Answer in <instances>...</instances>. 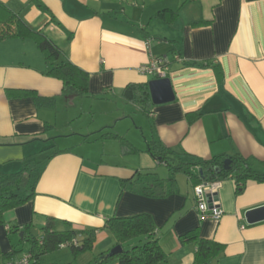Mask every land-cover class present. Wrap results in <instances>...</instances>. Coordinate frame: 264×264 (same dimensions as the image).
<instances>
[{
	"label": "crops",
	"instance_id": "1",
	"mask_svg": "<svg viewBox=\"0 0 264 264\" xmlns=\"http://www.w3.org/2000/svg\"><path fill=\"white\" fill-rule=\"evenodd\" d=\"M37 1L45 10L36 0L0 3L31 29L43 30L89 74L91 96L63 95L62 81L45 74V56L34 38L0 40V175L19 171L25 158L52 151L44 157L35 197L5 214L0 264L21 258L29 250L21 243L22 229L31 226L39 233L48 218L61 231L69 226L97 230L89 255L74 258L63 248V255H55L49 264H89L118 246L105 228L108 218L142 213L155 223L166 255L160 264H194L196 244H182L180 238L196 229L200 238L223 247L213 264H264V221L249 225L245 219L247 211L264 206V183L249 181L237 194L236 181L223 180L218 191L223 216L201 220L193 183L183 173L176 176L177 191L162 199L133 193L125 182L138 171L157 173L165 166L146 152L151 141L203 160L240 155L253 168L263 169L264 0ZM163 10L174 11L176 18L159 16ZM160 57L169 62L166 78L176 99L153 105L151 116H145L121 94L129 84L155 79L140 68ZM207 62L220 66L221 82L212 66H204ZM104 93L107 98L101 99ZM90 102L94 113L109 104L118 110L116 118L96 125L94 117L91 125L72 129ZM190 113L199 116L190 122ZM141 115L145 119H136ZM131 119L144 136L141 144H132L144 147L136 146L142 151L127 156L143 154L144 164L111 163L75 151L84 145H120L97 139L108 125L113 129ZM65 127L71 129L59 134ZM18 245L24 252L9 256Z\"/></svg>",
	"mask_w": 264,
	"mask_h": 264
},
{
	"label": "trees",
	"instance_id": "2",
	"mask_svg": "<svg viewBox=\"0 0 264 264\" xmlns=\"http://www.w3.org/2000/svg\"><path fill=\"white\" fill-rule=\"evenodd\" d=\"M36 3L41 10H45V6L39 1L36 0ZM158 14L167 20L176 18V13L172 10H163ZM10 37H32L36 40L45 56L47 65L45 74L62 81L64 96H91L88 86L89 74L72 63L65 51L43 30L31 29L19 15L0 3V40ZM204 66H212L218 80L222 81L224 76L219 65L207 62ZM100 98H107L106 94L104 93ZM121 98L135 105L141 114L151 116L154 106L148 84H129L123 90ZM198 116L197 113H190L187 117L192 122ZM97 140L119 141L125 156L142 151L125 137L114 133L112 126L104 128ZM146 143V152L159 164L168 168L169 177L162 178L155 171H138L132 180L125 181L132 185L130 191L133 193L155 199L167 198L177 191L178 173L186 175L194 187L204 182L234 180L237 184V194L245 190L249 181L264 183V164L262 170L255 169L248 159L240 155L230 158L218 156L203 160L185 151L167 148L160 141ZM32 159L25 158L19 171L0 175V226L6 224V212L24 205L35 197L36 184L43 166ZM227 159L231 160L228 170L224 169V162ZM105 228L114 235L122 251L113 256H109V252L101 253L89 264H160L165 261L166 255L156 237L157 229L150 214L110 217L105 223ZM21 233V243L29 245V250L24 254L31 257L30 264H39L45 256L63 249L62 245L70 249L72 256L77 258L81 253L91 251L97 240V230H76L69 226L68 229L61 231L57 229L56 221L52 218L47 219L46 225L39 230V233H33L31 226H26ZM180 242L196 244L194 264H213L223 250L219 243L200 238L198 229L182 235ZM18 247L19 245L14 247L9 256L24 252L23 248Z\"/></svg>",
	"mask_w": 264,
	"mask_h": 264
},
{
	"label": "rangeland",
	"instance_id": "3",
	"mask_svg": "<svg viewBox=\"0 0 264 264\" xmlns=\"http://www.w3.org/2000/svg\"><path fill=\"white\" fill-rule=\"evenodd\" d=\"M93 103H99V102H93ZM103 103V102H101ZM98 105V104H97ZM101 105H108V106H103L100 107V109H98L99 111H96V113H94L95 109H92L91 107V102L89 104H86L84 107V113L81 114V111L78 114H81L80 117L74 121L75 125L73 124V127H71L72 129H75L81 125H85V126H89L92 124V121L95 117L96 120V125H98L99 123H105V122H109L113 119L116 118V113L117 111L112 108V106H110L109 104H101ZM129 110V109H128ZM129 115L131 114L130 111H128ZM115 116V118H114ZM145 119L144 116H138L136 119ZM81 119V120H80ZM137 121V120H136ZM140 121V120H139ZM81 124V125H80ZM133 124V119L128 120V122H126V124H119L116 127H114L112 129V131L116 134H119L120 136L123 135V137H125L129 142L131 143H139L141 144L143 142V135H141V130L137 129V127L135 125L131 126ZM140 125H142L144 127V123L140 122ZM109 126V125H108ZM71 128L67 129V127L62 128L60 130H57L59 132V134H65L64 132L69 131ZM129 128H131V131H127L129 130ZM120 143V142H119ZM61 146H64L63 143H61ZM50 145H46L45 148L49 147ZM138 147H144V145H136ZM120 150L122 151V145L120 143V145H84V148L81 149H75V151H77L78 153H82L85 156H91V158H96V159H100V160H105L106 162H111V163H118V164H127L129 166H137L139 164H144L145 162V156H143V154H139V155H134V156H123V155H119L120 154ZM40 150H38L39 152ZM50 152H52L51 150H46L43 151L42 153H39L38 155H33L30 156L31 158H33L32 160H35L36 162H38V165H41L45 159L44 157L46 156V154H49ZM45 153V154H44ZM109 153L110 155H105ZM50 155V154H49ZM49 155L46 157L48 158ZM29 158V157H28ZM22 168V166H21ZM157 173L163 177L166 178L168 176V170L165 166H160V168H157ZM68 254H71L70 249H66L65 250ZM64 250H58L54 253H51L47 256H45L42 260V264L44 263H50L53 260V257L55 255H63L62 252H65ZM88 253H91V251H86L81 253L80 255H89ZM72 256V254H71Z\"/></svg>",
	"mask_w": 264,
	"mask_h": 264
},
{
	"label": "built area",
	"instance_id": "4",
	"mask_svg": "<svg viewBox=\"0 0 264 264\" xmlns=\"http://www.w3.org/2000/svg\"><path fill=\"white\" fill-rule=\"evenodd\" d=\"M166 58H154L150 63L140 68L141 73L151 75L155 79L166 78L169 67ZM222 186L221 181L204 182L194 187L195 206L201 220H220L224 214L220 202L214 195L218 194ZM208 195H211V205L208 201ZM66 247L62 245V248ZM31 257L23 255L16 261H8L7 264H30Z\"/></svg>",
	"mask_w": 264,
	"mask_h": 264
},
{
	"label": "water",
	"instance_id": "5",
	"mask_svg": "<svg viewBox=\"0 0 264 264\" xmlns=\"http://www.w3.org/2000/svg\"><path fill=\"white\" fill-rule=\"evenodd\" d=\"M149 91L153 105H163L174 102L175 92L172 87L171 80L169 78L153 79L148 82ZM231 160L227 159L224 162V169L228 170L230 167ZM216 200H219L218 194L214 195ZM211 195H208V201L211 203ZM220 205V203L218 204ZM221 206V205H220ZM245 219L249 225L257 224L264 221V206L249 210L245 214ZM22 237V234L20 235ZM122 251L120 245L114 247L110 252L109 256L116 255Z\"/></svg>",
	"mask_w": 264,
	"mask_h": 264
}]
</instances>
